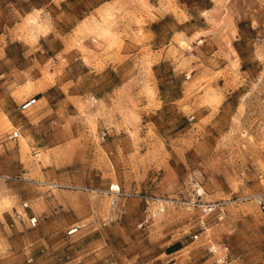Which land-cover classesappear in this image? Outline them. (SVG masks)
Returning a JSON list of instances; mask_svg holds the SVG:
<instances>
[{"label": "rangeland", "instance_id": "obj_1", "mask_svg": "<svg viewBox=\"0 0 264 264\" xmlns=\"http://www.w3.org/2000/svg\"><path fill=\"white\" fill-rule=\"evenodd\" d=\"M255 193L264 0H0V264H264Z\"/></svg>", "mask_w": 264, "mask_h": 264}, {"label": "built area", "instance_id": "obj_2", "mask_svg": "<svg viewBox=\"0 0 264 264\" xmlns=\"http://www.w3.org/2000/svg\"><path fill=\"white\" fill-rule=\"evenodd\" d=\"M36 99L37 98L35 96L26 98L24 101L20 103L21 109L23 111L28 110L35 103ZM18 133H19L18 128H14L9 132V137H17ZM251 199L254 200V202L257 204L258 208L261 211H264V193H255L254 195L251 196ZM189 204L191 206H198L202 215L209 214L211 210L214 208L213 203L208 201L199 203L194 198H192L189 201ZM35 221L36 218L31 217V222L33 224L35 223ZM200 225L205 229V223L203 220H201ZM74 230H76L75 226L70 228L69 232H73ZM207 250L210 254L212 264H237L236 259L232 254L230 245L227 242L209 241L207 245ZM109 264H114V263H109Z\"/></svg>", "mask_w": 264, "mask_h": 264}]
</instances>
